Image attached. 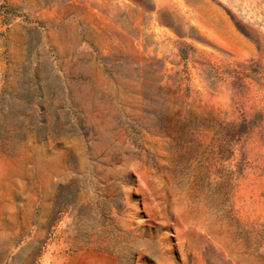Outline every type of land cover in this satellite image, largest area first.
Here are the masks:
<instances>
[{
	"label": "rangeland",
	"instance_id": "374dc122",
	"mask_svg": "<svg viewBox=\"0 0 264 264\" xmlns=\"http://www.w3.org/2000/svg\"><path fill=\"white\" fill-rule=\"evenodd\" d=\"M0 264H264V0H0Z\"/></svg>",
	"mask_w": 264,
	"mask_h": 264
}]
</instances>
